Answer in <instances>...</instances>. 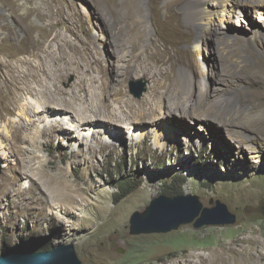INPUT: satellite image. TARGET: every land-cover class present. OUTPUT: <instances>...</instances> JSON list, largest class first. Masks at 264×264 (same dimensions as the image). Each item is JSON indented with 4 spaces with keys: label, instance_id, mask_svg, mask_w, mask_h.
Returning <instances> with one entry per match:
<instances>
[{
    "label": "rangeland",
    "instance_id": "obj_1",
    "mask_svg": "<svg viewBox=\"0 0 264 264\" xmlns=\"http://www.w3.org/2000/svg\"><path fill=\"white\" fill-rule=\"evenodd\" d=\"M111 1L0 0V69L9 71L12 65L22 63L27 72H35L36 66L43 64L53 71L60 86L75 93L81 84L79 72L101 78L105 70V83L118 89L111 99L115 107L129 110L126 101L132 99L136 109H155L142 129L128 120L114 136L100 133L95 138L93 128L79 129L68 116L53 114L44 119L31 112L33 107L42 110L44 100L20 90L11 75V89L5 93L13 103L0 100V257L21 248L41 252L46 245L52 249L70 243L84 264H218L235 258L231 249L244 246L264 254V34L252 41L244 36L252 33L253 26L264 33V7L249 0L247 11L239 14L238 7L230 6L231 17L216 18L217 24L204 40L194 45L183 43L177 50L181 59L174 69L175 91H186L195 104L231 94L242 107L238 124L224 127L220 117L208 123H187L178 115L162 116L168 100L158 104L151 96L156 83L153 72L167 66L139 60V56L158 52L153 43L158 32L155 21L158 19L164 33L163 21L175 0H136L129 5L127 0L113 5ZM217 1L199 2L210 7ZM191 2L178 6L182 18ZM117 7L121 21L113 11ZM121 25L131 26L134 33H121ZM232 27L241 29L239 35L231 32ZM233 34L236 36L231 37ZM131 37L142 43L135 55ZM34 39V47L23 49L17 57L7 56L15 42ZM218 40L226 41L232 54L244 58L238 67L227 64L232 78L226 77L222 57L216 52ZM124 47L125 55L119 51ZM186 58L195 62L199 77L190 91L179 81L180 72L191 71ZM78 62L84 71L78 70ZM246 64L252 74L238 77ZM95 87L101 90L103 81L87 83L89 92ZM143 89L142 96H137ZM137 116L135 112L133 118ZM58 120L71 128L70 132H43ZM132 125L137 130L132 131ZM16 133L19 137L14 138ZM235 134L242 141L234 139ZM48 137L51 145L46 147ZM90 144L97 151L91 162L85 163ZM78 150L81 153L76 156ZM127 172L141 185L120 200L114 187L116 175ZM179 176L188 179L184 194H199L203 203L199 215L167 233L131 234L132 214L144 211ZM12 180L16 193L2 192ZM70 180L76 202L58 191L60 183ZM23 195L27 198L20 201ZM38 198H44L47 205L52 202L55 215L52 211L39 215L42 205ZM218 200L236 215L235 223L196 227L203 210L216 207ZM60 201L66 207L59 206ZM260 260L263 264L264 259Z\"/></svg>",
    "mask_w": 264,
    "mask_h": 264
},
{
    "label": "bare ground",
    "instance_id": "obj_2",
    "mask_svg": "<svg viewBox=\"0 0 264 264\" xmlns=\"http://www.w3.org/2000/svg\"><path fill=\"white\" fill-rule=\"evenodd\" d=\"M135 1L136 0H127V4H132ZM185 1L186 0H175L171 4H169V16L163 21L166 27V31L164 30V33L161 32L158 19H156L155 24L156 28L158 27V32L157 35H155L153 38V43L154 46L159 48L158 52L152 54L143 53L139 56V60L149 59L155 64L162 67L167 66L166 68L160 69L159 72H153L152 78L156 81V83L151 89V96L158 100V104L160 101L168 100V103L166 104L168 108L164 110V113H161L162 116L167 113L168 115L173 116L178 115L181 117V119H186L187 123L192 121L195 122L197 120L203 123H208L211 122L212 119H218V117H220V119L218 120L223 126L235 123L238 124L236 119L239 115V112H241L242 107L236 103L234 96H231V94L222 95L217 99L208 97L204 102L195 104L191 98V95L186 94V91L184 93L182 91L174 90V87L177 84L176 79L174 78V69L181 59L177 50L180 49V46L183 43H188L189 45L200 43L202 39L204 40V37L208 36V34L213 31V25L217 24L215 22L216 18L221 20L229 19L231 17V9L235 7H238L240 9L241 12L239 14H243V12L247 11L245 10V7L249 4V0H218L214 3V5L211 4L210 7L202 4V2L200 3L199 1L201 0H191L192 2L186 10V16L182 18V13L179 11L178 6L181 3L183 4ZM111 2L113 5L117 4L119 0H113ZM254 3L264 7V0H255ZM119 10L120 9L117 7V9L113 11L116 14L118 20L121 21L123 17L122 14H120ZM185 19H189V21L186 22ZM239 25H241V23H239ZM243 25L244 24L242 23L241 27H243ZM232 28L235 29H231V32L237 33L239 35V31L241 29L238 27ZM119 30L121 33H125L127 31H132L134 33L135 31L131 26L127 28L124 25H121L119 27ZM242 34L244 33L242 32ZM263 34L264 33L260 31L259 26H253L252 33L250 35L244 34V36L248 39V41H252L254 38L259 40V35ZM230 36H236V34ZM132 39L133 37L130 38V41H132L133 43L132 53L135 55L137 53L136 51H138L142 47V43H138L135 39ZM5 41L11 42L12 40L5 39ZM28 42H15L14 49L12 50V52H8L7 56L17 57L20 51H22L23 49L31 48L36 45L35 39L30 41L29 43ZM216 46V52L222 57V64L225 67L224 71H227L228 63H230L231 67L235 68L244 61L243 57L231 53L230 45L226 41L218 40ZM126 50V47L122 48V50L121 48H119V51L123 55L126 54ZM36 55L39 56V52ZM119 57L123 59V56L119 55ZM184 61L190 67L191 71L180 72L179 81L182 87L190 91L194 89L199 77L197 74L195 62L193 60H190L189 58L184 59ZM261 63L264 64L263 61ZM77 68L79 71H84V67L80 64V62L77 63ZM78 70L76 71L79 72ZM151 70L152 69L150 68L148 69V71ZM9 71L11 72V74H9ZM9 71L5 70L3 67L0 69L1 101H4L6 104L13 103L11 95L8 96V94L5 93V91L9 92V89H11L10 76L12 75L20 90L27 91L32 94H37L42 98V100H44L42 110H36V108L33 107L30 110L31 112L39 114V116H42V118L44 119L48 118V115L53 114L65 115L66 117L68 116L72 122L77 124L79 129L85 127L93 128L94 131L92 136H94L95 138H98V135L100 133L104 135L114 136L115 130L118 129L121 131V128L125 127L124 123L128 120L134 121V123L138 126H141L142 129L144 123L148 122L155 114L153 113L155 109L151 106L150 108L148 107L145 110L138 109V107L136 109L132 99L126 101L129 110H125L123 106L121 108L119 106L115 107L112 104L111 99L115 95H118V89L113 87L110 82L108 84L105 83V70H102L101 78L86 72H79V79L81 80V84L78 93H75L74 91L70 92L60 86L57 77L55 76V74H53V71L43 64H38L36 66L35 72H27L24 69V64L22 63L12 65L9 68ZM245 73L252 74L251 68L247 64L243 66L241 73L237 76L240 78H244ZM248 74H246V76ZM226 77L232 78L233 74L228 70L226 72ZM100 79L103 81L102 89L99 90L98 87H95L94 90L89 92L87 83L94 84V82H97ZM114 80L117 79L114 77ZM49 81H52V86ZM205 84L208 83L205 81ZM38 86L44 87V89L38 88ZM229 108H232V110H230ZM214 110L216 111L215 114L212 113ZM135 112H138L137 118H133V114ZM214 115L216 116V118H213ZM131 128L132 131L137 130L134 125H132ZM55 129L57 131L62 130L64 132H70L69 129L71 128H69L68 126H64L61 121L58 120L54 124H52L51 128L49 127V129H45L43 132L45 134H48L47 130L53 131ZM39 134V131H36L37 137ZM13 136L14 138L19 137L17 133ZM233 138L242 141L241 138L236 134ZM49 140L50 138L48 137L47 142L45 143L46 147H49V145H51V142ZM36 143L39 144L40 142L36 140ZM86 150L87 154L85 155V163H90L92 160L91 158L93 156V152L97 151V149L90 144ZM80 153L81 151L78 150L76 152V156H79ZM25 175L28 177L32 176L29 173H26ZM46 176H51L49 171L46 172ZM55 180L58 183V179ZM13 184L14 183L12 180L2 192L8 193L9 191L12 194L16 193L17 189H12L11 185ZM60 184H62V186H59V193L64 192L66 197H73L74 201L76 202L77 198L73 195V184L71 183V180ZM24 198L27 197L25 195L19 196L20 201H23ZM67 199L68 198H65L64 201ZM38 201L42 205L41 209L38 211L39 215L49 214V211H52L51 215H55V206L52 202H49V205H47L44 203V198H38ZM59 206L66 207L63 205L62 201H60ZM245 247L246 246L234 247V249H231L230 252L233 253L235 258H228L226 261H222L218 264H254L256 261H258L257 264H262L260 258L264 259V254L258 255L254 252L255 249L248 250Z\"/></svg>",
    "mask_w": 264,
    "mask_h": 264
},
{
    "label": "water",
    "instance_id": "obj_3",
    "mask_svg": "<svg viewBox=\"0 0 264 264\" xmlns=\"http://www.w3.org/2000/svg\"><path fill=\"white\" fill-rule=\"evenodd\" d=\"M145 89L138 92L141 97ZM203 208L199 194H181L173 197L160 195L154 198L144 211L136 210L130 219L131 234L167 233L181 225L194 221ZM236 215L221 200L217 206L203 210V216L195 223L196 227L210 224H232ZM84 264L79 258L74 244L62 245L50 250L34 252L26 248L0 257V264Z\"/></svg>",
    "mask_w": 264,
    "mask_h": 264
},
{
    "label": "trees",
    "instance_id": "obj_4",
    "mask_svg": "<svg viewBox=\"0 0 264 264\" xmlns=\"http://www.w3.org/2000/svg\"><path fill=\"white\" fill-rule=\"evenodd\" d=\"M133 176L134 174H129L128 172L121 176L116 175L117 182L114 184V187L117 189V194L120 196V200L126 198L140 187L141 183H137L136 179L132 178ZM187 180L186 176L174 177L172 181L169 182L168 189L164 188L161 195L173 197L184 194L183 186ZM50 248L51 246L46 245L40 251L50 250Z\"/></svg>",
    "mask_w": 264,
    "mask_h": 264
}]
</instances>
